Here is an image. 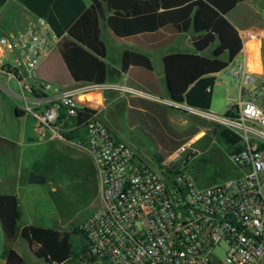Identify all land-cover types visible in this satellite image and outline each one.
I'll return each mask as SVG.
<instances>
[{"label":"built area","instance_id":"2783aa9c","mask_svg":"<svg viewBox=\"0 0 264 264\" xmlns=\"http://www.w3.org/2000/svg\"><path fill=\"white\" fill-rule=\"evenodd\" d=\"M64 37L35 15L26 27L0 35V72L16 89L0 87L35 118L38 141L62 138L55 127L59 111L65 107L74 117L82 108L79 94L108 88L56 90L37 79V68ZM226 69L237 92L225 115L169 105L198 112L235 137L229 158L240 174L234 178L199 187L186 171L194 151L179 149L152 168L98 115L84 123L81 145L94 161L102 200L80 226L90 258L107 264H264V77L245 62L233 60Z\"/></svg>","mask_w":264,"mask_h":264},{"label":"crops","instance_id":"0c3cea01","mask_svg":"<svg viewBox=\"0 0 264 264\" xmlns=\"http://www.w3.org/2000/svg\"><path fill=\"white\" fill-rule=\"evenodd\" d=\"M173 2L174 0H171V3ZM259 2L260 0H245L239 3L226 16V19L238 31L243 41V50L239 55H244L243 61L247 65L249 60L246 53V42L251 41L256 45V49L259 46L261 69L255 73L259 77H264L262 42L264 28L258 27ZM91 5H93L91 0L88 2L86 0H0V35L16 32L26 27L31 16L35 15L46 18L59 34H65L64 41L67 37V30ZM98 14L100 37L106 47L104 61L107 65V80L103 86L108 88H91L89 93L79 94L77 99L81 107L96 111L112 136L129 145L136 157L143 161L141 157L143 155H140L139 148L135 147L131 139L122 133L117 128V124L113 122L112 113L115 112L113 110L123 107L126 121L132 114H143L144 120L138 123L145 127L150 136L153 126L155 127L162 121H165L166 125L170 119H180L188 124L189 121L186 117L190 113L178 111V108L169 105L172 101L167 92L163 59L167 55L176 53L195 54L194 31L190 29L186 33H177L168 26L155 32L144 33L131 38H118L108 26L107 20L111 13L107 10L105 3L102 2V10ZM216 45V43L213 44L202 54L210 56ZM126 51L146 54L152 63V70L148 71L142 67L130 66L126 72H123L122 57ZM239 55L234 59L235 61ZM36 77L52 84L56 90H71L87 86L73 82L59 49L39 65ZM10 83L0 72V86L15 90L16 88H11ZM116 88H121V90ZM0 95H7L1 87ZM6 99L0 100V195L16 196V211L18 209L20 214L17 219V227L20 232L29 226L52 228L45 227L40 219L35 218L37 215L40 216L37 214L40 194L35 190V187L39 185L29 184V175L33 173L42 176L46 183L47 178L43 175L44 171H42L41 166H38L37 153L52 143L75 150L80 149L84 138V129H80L79 138L75 141L52 137L38 141L35 118L24 111L19 102L11 98ZM229 101L231 102V99ZM16 110L22 113L19 117L16 115ZM226 113H228V109ZM138 126L140 125H136V127ZM205 134V129H197L190 143ZM174 153L166 157L155 155L153 159L158 157L164 163ZM31 196L32 200L30 199ZM53 228L58 229L57 227ZM59 231L62 233V230L59 229ZM7 241L9 240L5 238L0 224V253L3 247L7 245ZM38 259L50 264L44 257L38 256ZM92 262H99V260L94 259ZM0 264H5V260L1 257ZM24 264H26V260Z\"/></svg>","mask_w":264,"mask_h":264},{"label":"trees","instance_id":"16d2710c","mask_svg":"<svg viewBox=\"0 0 264 264\" xmlns=\"http://www.w3.org/2000/svg\"><path fill=\"white\" fill-rule=\"evenodd\" d=\"M101 1L111 13L107 23L118 38H131L168 26L177 33L193 29L196 53L170 54L163 59L166 87L173 102L199 111H209L216 75L225 70L243 50V41L226 16L245 0H174L173 3L171 0ZM99 23L98 11L91 5L67 30V37L59 48L67 71L75 83H106V47L100 37ZM215 43L217 45L210 56L202 54ZM130 66L152 70V63L146 54L126 51L122 57V71L126 72ZM75 111L74 117H68L66 108L62 107L55 124L66 141L78 139L84 123L97 115L96 111L83 107ZM20 114L22 113L16 110L17 117ZM213 132L230 148L237 143L230 132L218 125L213 126ZM155 160L160 164L158 157ZM16 213L18 219V209ZM37 228L54 231L59 240L67 242L68 258L63 264L77 259L81 264H87L95 259L90 258L87 238L80 227L67 233H59L51 228ZM23 231L20 232L17 227L15 236ZM75 235H81L85 239L80 255L73 252L71 239ZM0 257L5 260V264L25 263L24 258L11 246L5 245Z\"/></svg>","mask_w":264,"mask_h":264},{"label":"rangeland","instance_id":"374dc122","mask_svg":"<svg viewBox=\"0 0 264 264\" xmlns=\"http://www.w3.org/2000/svg\"><path fill=\"white\" fill-rule=\"evenodd\" d=\"M87 2L90 0H86ZM258 27L264 28V0L258 4ZM263 58H264V37ZM62 46V45H61ZM60 46V47H61ZM59 47V48H60ZM259 46L251 41L246 42L248 66L251 71L261 69ZM249 51H252L249 53ZM244 55L237 58V62H244ZM228 70L220 72L214 83L210 113L225 115L230 104L229 99L236 98L237 89L228 76ZM15 89L14 82L10 83ZM0 95V100L9 98ZM7 100V99H6ZM116 109V108H115ZM112 113V120L117 128L131 139L134 146L145 155L143 162L149 167L156 168L155 155L169 156L178 149L185 148L186 154L194 151L192 159L187 164V174L199 187H207L222 181L234 178L240 171L232 164L229 158L230 147L213 132L216 125L198 112L179 108L178 111L190 113L185 124L180 119L168 120L153 126L151 136L145 127L138 123L144 120L143 114H132L126 121L124 108H117ZM124 111V113H123ZM176 117V116H175ZM136 125H140L136 127ZM202 128L206 134L191 142L196 130ZM143 129V130H142ZM78 150L62 147L52 143L41 152L37 153L38 166H41L43 175L47 180L45 184L35 187L40 194V205L35 218L45 227H52L62 233H67L85 223L101 206L102 200L96 175V167L89 153L80 146ZM32 200V196L30 198ZM38 226L26 227L23 233L7 241L6 246H11L26 260V264H46L41 255L50 264H63L68 258L67 242L59 240L57 233L42 230ZM53 227H57L53 228ZM73 252L81 253L85 246V239L81 235L72 236ZM223 259L222 252L218 253ZM65 264H81L78 259ZM87 264H107L104 261Z\"/></svg>","mask_w":264,"mask_h":264},{"label":"water","instance_id":"95a60500","mask_svg":"<svg viewBox=\"0 0 264 264\" xmlns=\"http://www.w3.org/2000/svg\"><path fill=\"white\" fill-rule=\"evenodd\" d=\"M91 2L96 7L97 11L100 13L102 10V1L91 0ZM28 182L29 184L42 185L44 184L45 180L42 176L31 173L29 175ZM16 207L17 206H16L15 195H0V224L2 231L5 235V238L8 240H13L16 235V228H17Z\"/></svg>","mask_w":264,"mask_h":264}]
</instances>
